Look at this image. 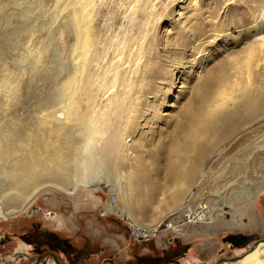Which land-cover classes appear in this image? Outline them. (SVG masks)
Listing matches in <instances>:
<instances>
[{"label": "bare ground", "instance_id": "obj_1", "mask_svg": "<svg viewBox=\"0 0 264 264\" xmlns=\"http://www.w3.org/2000/svg\"><path fill=\"white\" fill-rule=\"evenodd\" d=\"M57 1H63L64 6L56 13L50 33L62 54L59 68L49 67L56 89L40 95L38 113L20 128H14L20 120L16 114L21 104L20 81L33 71L30 73L35 76L30 77L38 82L36 74L44 67V52L51 51L54 44L37 49L27 46L23 58L35 55L30 71L23 63L22 68L20 61L21 70L3 63L2 72L12 78L6 82L10 84L7 97L3 94L0 101V172L7 176L0 177V218L22 213L47 188L65 191L68 196L87 189L94 206L101 202L94 190L117 189L125 207L119 206L114 195L103 215L116 212L131 221L140 234H154L171 215H193L189 222L213 224L225 218L224 205L233 207L232 196L249 209L254 207L259 194L254 175L262 173L256 160L250 162L247 151L256 152L264 146V1L253 6L256 14L249 31L240 30L242 47L232 50L226 41L222 51L227 62L220 65L216 77L198 81V96L184 111L179 106L175 118L174 113L163 112L165 95L172 90L176 74L183 80L182 86L188 85L200 75L197 67L202 63L195 56L184 60V44L179 43L187 32L184 20L178 23L171 17L170 26L160 32L159 23L172 15V10L170 15L167 12L169 2L179 0ZM236 1L211 3L220 6ZM186 10L185 6L179 10L183 19L190 15L184 16ZM189 51L188 57L193 56ZM20 73L18 83H11ZM167 120L172 121L171 127ZM157 126L158 133H166L169 141H159L161 147L154 149L147 140L153 142ZM239 134L251 141L215 171L213 178L219 183L214 206L182 204L190 195L205 194L204 185L196 191L193 186L208 176L206 165L218 164L235 151V147L224 149V144ZM106 165L117 177L101 172L99 167ZM247 180H252L251 186L247 187ZM235 183L238 185H232ZM178 229L174 226L172 230ZM23 247L5 259V264L25 256ZM225 261L264 264V240Z\"/></svg>", "mask_w": 264, "mask_h": 264}, {"label": "rangeland", "instance_id": "obj_2", "mask_svg": "<svg viewBox=\"0 0 264 264\" xmlns=\"http://www.w3.org/2000/svg\"><path fill=\"white\" fill-rule=\"evenodd\" d=\"M181 1L179 0L174 4L169 2V5L172 7L168 6L167 12L170 15L171 11L169 10H172V15L167 18L165 16L163 18L164 23H159L160 32L163 31L164 27L170 26L171 17L172 19H178V23L181 19L182 21L184 20L187 32L179 40V43L184 44L182 52L187 57L184 60L186 62V60L195 56L197 60L201 59L202 63L197 67L200 75L195 76L192 83L188 85L182 86L183 80L179 79V75L176 74V81L172 90L165 95L167 104L163 108V112L174 113L172 114L174 118L180 109L184 111L198 96V90L195 88L196 84L199 83L198 81L209 79V76L210 78H214L219 74L220 65L225 64L228 60V56L222 51V47L226 41L229 42L232 50H238L242 47L240 30L247 29L249 31L256 14L253 6L262 4L264 0H238L231 4L223 5V3L220 6V1L218 5L215 2L211 3L212 0ZM245 3H247V6L244 7ZM63 6L64 2H58L57 0H0V72L2 74L4 73L2 69L6 65L15 70L19 69V61L22 68L28 65V70L30 71V68L32 70L31 66L35 63V59H32V57H35V55L23 58L28 53L27 48L29 47L27 46L29 44L31 45L30 47H35L36 49L44 45L46 46V44H54L51 48L52 50L48 51L49 53L44 52V67L37 71L36 79L38 78L39 89L34 90L37 81L31 79L32 76H35L32 74L34 73L33 71H30L32 73L27 72L26 76L24 74L25 78L20 73L17 74V79H13L14 82L12 79L10 80V82L12 81L11 83L17 84L18 79L20 77L23 78L20 81L22 82L20 88L21 104L16 111V114L20 115V120L18 121V127L14 128H20L25 123V120L33 121V117L38 113V103L40 102L41 94L55 92L57 84L53 80L54 76L50 72V69L59 68V54H62V50L55 39L56 37H53L54 34L50 33V29L56 18V13L58 14L63 9ZM184 6L187 8L184 16L187 17L186 15L190 14L187 19H183L179 14V10ZM199 7L202 8L200 12L197 10ZM217 7L220 8L218 9ZM189 49L193 52V56L188 57L190 53ZM54 52L57 53L55 54ZM21 58L26 59V62ZM4 62L6 65L3 64ZM22 63L25 65L23 66ZM22 68L20 67V70ZM1 73L0 98L3 97V94L4 97H7L6 92L10 84L6 82L12 78L5 75V73L2 76ZM24 79L28 80L24 82ZM39 92L40 94H37ZM0 101H3V98ZM171 120L166 121L167 127H171ZM156 128L153 142L147 140L148 144H152L155 147L154 149L161 147L159 141H169L167 134H159L158 131L160 129H158V126ZM263 133L264 130L262 131ZM237 141L240 142L237 143ZM249 141L251 140L248 137L240 136V134L232 140L226 141L224 149L229 150L231 147H235V151L230 156L222 159L218 164L209 163L206 165L205 170L209 171L207 173L208 176H205L202 182L199 181L193 186V190L196 191L199 189V186L202 187L204 185L203 190L205 194L197 198L196 196L192 198L190 195L184 199L182 204L188 201L190 206L194 207L199 206L200 203L213 207L218 201V194L215 190L217 189L219 180H214L213 178L215 171L234 154L245 148L249 144ZM247 152L250 162L256 160L259 172L261 171L262 173L259 176L254 175V179L256 180L253 181H256L255 185L256 189L259 190V194L254 207L250 209L243 202L237 201L232 196L230 201L233 203V207L229 209L228 205L223 206V209H225L224 219H220L213 224L203 222L192 223L187 218L185 221L184 215L182 217L171 215L165 218V222L160 227L170 217H177L180 222V224L176 225L179 228L178 231L168 229L158 233L148 241L139 242L135 240L132 230L127 223L130 222V226H132L131 221L125 217L118 216L114 211H109L105 215L102 213L105 206L109 203L113 204L112 198L114 195H116V201L119 206L125 207V202L117 189L115 191H105L102 188L94 190V196L101 201L100 204L94 206L92 199L88 198L87 194L89 190L87 189L82 188L77 195L68 196L65 191L59 192L55 189L47 188L44 191L45 193L39 194L40 196L38 195L34 202L22 213L13 218H0V264H4L3 260L7 259L19 247H23L21 246L23 242L27 244L29 254L34 252L33 248L35 246L22 238V233L32 222H40L43 228L68 241V250L74 249L72 252H75L78 256V264H102L108 258H111L114 264H215L221 256L237 257L238 254L242 255L254 246L253 241L256 238L263 237L261 240H264V146L256 152ZM106 166H103L104 169L99 167L101 172L103 174L113 173L112 176L117 177L115 176L116 172L114 170L111 171L110 169L112 168ZM209 166H212V168H209ZM0 177L7 179V176L1 175V172ZM250 181L252 182V180H247V187L250 185ZM232 185H230V189H232ZM212 187L214 188L213 190ZM236 210L239 212L236 213ZM234 212L238 214L237 219L233 217ZM214 213L216 214V212ZM145 222L142 221L141 223ZM134 229L137 230L136 228ZM136 234L140 233L136 231ZM231 235L236 237V242L229 239ZM245 235L256 236V238L246 241L243 237ZM94 250H97V252L91 255L89 252ZM58 254L62 263L68 264L65 253L60 251ZM47 260L54 261L57 264L52 257H48ZM225 262L222 261L219 264H224ZM32 263L30 258H23L14 264ZM43 264L45 263L43 262Z\"/></svg>", "mask_w": 264, "mask_h": 264}, {"label": "flooded vegetation", "instance_id": "obj_3", "mask_svg": "<svg viewBox=\"0 0 264 264\" xmlns=\"http://www.w3.org/2000/svg\"><path fill=\"white\" fill-rule=\"evenodd\" d=\"M22 238L35 247L33 248L34 252H32V254H29L27 244L22 241V244L24 246L22 250H24L25 256H22L19 260L23 258H30L33 262L32 264H43V262L45 264H48L50 262L49 260H47L48 257H52L55 260L54 256H57L59 262L63 264L60 260V255L58 254L60 251H63L67 256L68 264H78V256L77 254H75V252H72L74 251V249L71 248V250H68L69 242L52 233L51 231L43 228L40 222H32L31 225L27 227L22 233ZM229 239L236 242L235 236H230ZM17 250L19 251V249ZM17 250L13 253L17 254ZM3 263L5 264V259L3 260Z\"/></svg>", "mask_w": 264, "mask_h": 264}, {"label": "built area", "instance_id": "obj_4", "mask_svg": "<svg viewBox=\"0 0 264 264\" xmlns=\"http://www.w3.org/2000/svg\"><path fill=\"white\" fill-rule=\"evenodd\" d=\"M113 198H112V200H113ZM183 217H185V221H186L187 219L193 218V215L192 216L184 215ZM127 223L129 224V227L132 230V234L134 235L135 240H137L139 242L148 241L152 237L156 236L158 233L164 232L165 230H168V229L172 230L174 226L180 224L179 219L177 217L176 218L170 217L162 227H158L157 230H155L154 234H151V231L150 232H144V234H136V230L134 229V227L130 226V222H127Z\"/></svg>", "mask_w": 264, "mask_h": 264}, {"label": "water", "instance_id": "obj_5", "mask_svg": "<svg viewBox=\"0 0 264 264\" xmlns=\"http://www.w3.org/2000/svg\"><path fill=\"white\" fill-rule=\"evenodd\" d=\"M53 214H54V212H53ZM232 236V235H231ZM244 237V239H246V241H249V240H251V239H253V238H256V236H250V235H245V236H243ZM263 237H259V238H256L254 241H253V245H255L259 240H261ZM252 245V246H253ZM54 258H55V261H56V263L57 264H61L60 262H59V260H58V258H57V256H54ZM236 257L235 256H233V257H228V256H221L216 262H215V264H219L220 262H222V261H225V260H227V259H235ZM102 264H114L113 263V260L111 259V258H108V259H105L104 261H103V263Z\"/></svg>", "mask_w": 264, "mask_h": 264}, {"label": "crops", "instance_id": "obj_6", "mask_svg": "<svg viewBox=\"0 0 264 264\" xmlns=\"http://www.w3.org/2000/svg\"><path fill=\"white\" fill-rule=\"evenodd\" d=\"M89 231V230H88ZM90 233V232H89ZM89 252V251H88ZM97 252V250H94V251H91V252H89L91 255L93 254V253H96Z\"/></svg>", "mask_w": 264, "mask_h": 264}]
</instances>
